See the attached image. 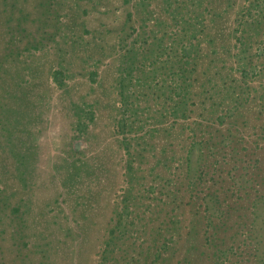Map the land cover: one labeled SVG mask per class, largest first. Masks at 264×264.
<instances>
[{"label":"rangeland","instance_id":"374dc122","mask_svg":"<svg viewBox=\"0 0 264 264\" xmlns=\"http://www.w3.org/2000/svg\"><path fill=\"white\" fill-rule=\"evenodd\" d=\"M0 264H264V0H0Z\"/></svg>","mask_w":264,"mask_h":264}]
</instances>
